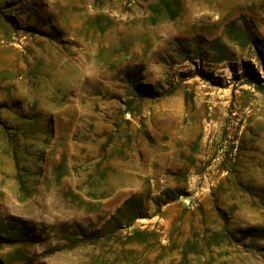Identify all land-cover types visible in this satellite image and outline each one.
<instances>
[{
    "label": "rangeland",
    "instance_id": "1",
    "mask_svg": "<svg viewBox=\"0 0 264 264\" xmlns=\"http://www.w3.org/2000/svg\"><path fill=\"white\" fill-rule=\"evenodd\" d=\"M185 248L264 264V0H0V264Z\"/></svg>",
    "mask_w": 264,
    "mask_h": 264
},
{
    "label": "trees",
    "instance_id": "2",
    "mask_svg": "<svg viewBox=\"0 0 264 264\" xmlns=\"http://www.w3.org/2000/svg\"><path fill=\"white\" fill-rule=\"evenodd\" d=\"M173 191L172 190H167L165 192H163L162 196L160 197L161 199L165 198L166 196H170V194L172 193ZM170 201V199H165L164 200V203H168ZM130 205V201L126 203L125 206H129ZM144 212V207L143 206H138L136 207L135 209H133L131 211L132 213V217H130L128 219V224L129 226L132 225V222L137 219V218H140L142 217V214ZM124 213V208L123 209H120L112 218L111 220L109 221V223H107L102 229H100L99 231L96 232L97 235V238H102V237H106L107 235H110V230H109V227L111 224H113L114 222L118 221L120 215H122ZM225 231H227L228 233L230 234H233L232 231H229L227 228L225 229ZM239 233H242V234H249V233H252L254 232L253 229H248V230H239L238 231ZM142 234H146L145 232L143 231H136V236H139V235H142ZM94 235V234H93ZM190 252H188L185 248V250L183 251L182 253V263L183 264H191L189 259H188V256H189Z\"/></svg>",
    "mask_w": 264,
    "mask_h": 264
}]
</instances>
